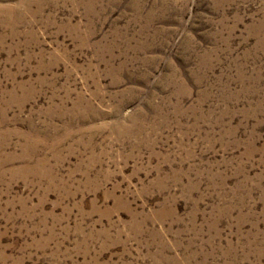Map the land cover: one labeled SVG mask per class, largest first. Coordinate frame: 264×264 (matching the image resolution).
Segmentation results:
<instances>
[{
	"label": "rangeland",
	"instance_id": "1",
	"mask_svg": "<svg viewBox=\"0 0 264 264\" xmlns=\"http://www.w3.org/2000/svg\"><path fill=\"white\" fill-rule=\"evenodd\" d=\"M0 264H264V0H0Z\"/></svg>",
	"mask_w": 264,
	"mask_h": 264
}]
</instances>
